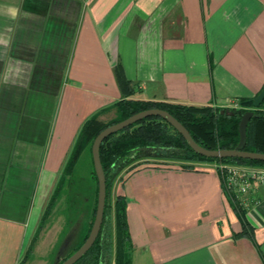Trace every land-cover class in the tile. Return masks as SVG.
<instances>
[{
  "label": "crops",
  "instance_id": "0c3cea01",
  "mask_svg": "<svg viewBox=\"0 0 264 264\" xmlns=\"http://www.w3.org/2000/svg\"><path fill=\"white\" fill-rule=\"evenodd\" d=\"M0 41V264L19 263L91 116L128 96L238 108L264 88V0H0ZM145 160L111 187L129 264H264V182L241 217L219 162Z\"/></svg>",
  "mask_w": 264,
  "mask_h": 264
},
{
  "label": "trees",
  "instance_id": "16d2710c",
  "mask_svg": "<svg viewBox=\"0 0 264 264\" xmlns=\"http://www.w3.org/2000/svg\"><path fill=\"white\" fill-rule=\"evenodd\" d=\"M252 98L243 99L239 107H213L195 106L186 104H174L157 102L151 100H139L131 97H124L115 104L116 116L107 122L97 119L96 115L87 119L77 135L74 145L70 151L65 167L60 178L52 191L49 201L41 216L42 219L48 216L49 211L55 205L62 193H66V209L71 213L67 216L66 225L74 223V230L79 228L81 241L73 247L71 252L63 257L56 264L61 263L72 254L86 239L92 225L97 202V178L93 168L91 157V145L95 136L106 126L125 119L126 117L148 108H162L171 113L189 131L193 139L201 146L208 149L233 148L239 138L238 127L241 115L247 110L259 113V117L252 116L246 126V144L244 149L264 153V102L259 107L252 106ZM210 109L209 113L195 116L196 109ZM213 108L218 110L214 111ZM219 109L223 111L220 112ZM88 145L92 169L91 184L88 191L89 198L83 201L79 191H70L75 186H64L66 178L72 175L82 149ZM141 151H144L143 153ZM100 161L106 179V197L103 219L99 233L87 252L74 264H129L131 242L126 222L125 200L118 196L113 205L110 203L111 187L120 172L127 168L128 171L135 169L141 163H148V160L137 162L136 160L157 159L164 161H177L184 169H192L196 162H226L240 163L253 166H264V161L242 158H208L195 153L186 143L184 138L169 123L159 116L145 117L132 125L123 128L116 133L107 136L99 147ZM79 193V194H78ZM81 201V202H80ZM87 202V208L84 206ZM78 203L84 206L82 216H75V207ZM237 213L242 217L244 209L236 204ZM76 217V218H75ZM112 218L114 231L112 229ZM76 219V220H74ZM40 221V223H41ZM79 225V227H78ZM32 237L35 239L37 230ZM72 229V231H73ZM65 232L66 229L64 228ZM243 232H248L247 224L243 223ZM67 233V232H66ZM26 257L18 264L25 262Z\"/></svg>",
  "mask_w": 264,
  "mask_h": 264
},
{
  "label": "water",
  "instance_id": "95a60500",
  "mask_svg": "<svg viewBox=\"0 0 264 264\" xmlns=\"http://www.w3.org/2000/svg\"><path fill=\"white\" fill-rule=\"evenodd\" d=\"M264 102V88H262L257 95L253 97L252 106L259 107ZM159 116L169 123L186 141L187 145L197 154L208 158H242L250 160L264 161V153L249 151L244 149L246 144V126L252 116L259 117V113H255L253 110H247L241 115V119L238 127V142L233 148H220V149H208L199 145L193 137L190 135L187 128L176 119L171 113L162 108H148L138 111L125 119L112 123L102 129L93 139L91 145V157L93 162L94 172L97 178V202L95 208V216L90 227L89 233L84 242L67 258H65L59 264H74L80 259L87 250L94 243L103 219V212L105 207L106 197V179L104 170L100 161L99 147L102 141L109 135L122 130L125 127L132 125L133 123L148 117Z\"/></svg>",
  "mask_w": 264,
  "mask_h": 264
},
{
  "label": "rangeland",
  "instance_id": "374dc122",
  "mask_svg": "<svg viewBox=\"0 0 264 264\" xmlns=\"http://www.w3.org/2000/svg\"><path fill=\"white\" fill-rule=\"evenodd\" d=\"M213 110L216 111L218 109L213 108ZM219 110L220 112L223 111L222 109ZM209 111V108L206 110L201 108L196 109L194 114L195 116H201V114H208ZM141 152L143 153L144 151ZM88 159V156L80 157L72 175L70 176L71 184L72 186H75L70 189V191H79L81 193V197H83V201L89 199L87 198V194L91 184L90 170L92 169V164ZM65 195V192L62 193L59 200L56 201L55 205L49 211L48 216L46 218L44 217L42 221H38L37 228L39 224L40 227L37 230L35 239L30 242L26 250L22 253L20 260H23L26 257L25 262L22 264H25L26 262H28L27 264H56L61 261L63 257H66V255L71 252L73 247L81 241L82 236L79 234V228L74 230L73 228L75 227L72 222H69L68 225H66L67 216L71 215V213L66 209ZM49 196L45 204L49 201ZM84 206L87 208V202ZM84 206H82L81 203L77 204L75 207V216H82ZM44 210L42 209V214Z\"/></svg>",
  "mask_w": 264,
  "mask_h": 264
},
{
  "label": "built area",
  "instance_id": "2783aa9c",
  "mask_svg": "<svg viewBox=\"0 0 264 264\" xmlns=\"http://www.w3.org/2000/svg\"><path fill=\"white\" fill-rule=\"evenodd\" d=\"M216 169L224 189L243 209L251 203L250 194L254 186L264 182V170L255 166L219 162Z\"/></svg>",
  "mask_w": 264,
  "mask_h": 264
},
{
  "label": "clouds",
  "instance_id": "9594fccd",
  "mask_svg": "<svg viewBox=\"0 0 264 264\" xmlns=\"http://www.w3.org/2000/svg\"><path fill=\"white\" fill-rule=\"evenodd\" d=\"M6 15L11 19V20H16L18 15H19V9L16 7H9L7 9ZM8 31H11V28L7 29ZM0 43H3V41H0Z\"/></svg>",
  "mask_w": 264,
  "mask_h": 264
}]
</instances>
